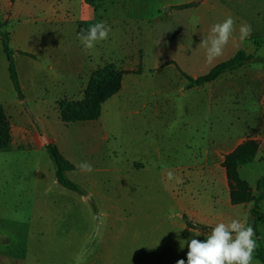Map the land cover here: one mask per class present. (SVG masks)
<instances>
[{"label":"rangeland","instance_id":"374dc122","mask_svg":"<svg viewBox=\"0 0 264 264\" xmlns=\"http://www.w3.org/2000/svg\"><path fill=\"white\" fill-rule=\"evenodd\" d=\"M146 1L145 6L141 2L121 6L129 21L119 23L105 13L108 4L97 0L95 12L110 26L106 42L113 43L110 49L116 53L105 51L103 57H97L89 51V79L81 85H38V81L24 86L28 102L16 98L0 43V100L12 126L13 145L18 149L15 156L34 157L41 169L55 178L50 156L45 151L29 155L24 138L47 142L42 125L58 127L51 142L76 166L68 178L83 191L81 195L58 184L57 199L42 198V204L72 206V213L33 215L26 211L27 204L17 202L23 178L16 180L5 170V161L14 154L1 152L0 207L5 203L7 211H0V264H19L24 255L35 257L39 264H95L96 250L102 247L104 233L109 232L119 237L120 264H129V256H137L139 264H164L173 259L169 255L180 238L170 227L150 228L147 222L178 223L186 228V238L197 231L199 240L204 241L213 229L208 230L198 216H193L194 202L207 198L217 203L224 192L231 195L232 190L238 191V185L247 187L246 194L259 196L256 183L264 176V63L246 65L192 88H187L188 82L176 66L167 63L174 62L184 73L197 78L239 50L264 58V1L258 12L249 0H185L194 2L188 8L165 5L163 0ZM112 3L118 7L117 2ZM31 4L37 8L34 2L23 0L20 16L0 22L4 24L2 30L10 36L21 29L55 26L73 32L68 22L34 20L29 15ZM229 15L235 20L232 37L223 54L208 63L206 48L200 43L214 24ZM242 22L252 27L251 36L243 42L239 39ZM76 46L74 43L72 47ZM110 64L121 73V86L103 104L100 120L62 124L58 102L64 98L82 100L92 74ZM39 99L46 108L42 112L34 109ZM248 140L258 143L257 158L238 167L232 180L224 158ZM85 160L93 165V172L77 168ZM31 167L26 164L19 172L28 176ZM5 193L12 198L3 197ZM238 205H246L248 218L253 203ZM260 206L264 213V201ZM135 218L138 237L130 244L129 227ZM111 222L114 227L109 229ZM53 223L63 226L51 229ZM258 228L264 246V223ZM36 231L41 233L38 239L26 240L24 246V234ZM46 231L52 233L48 238L44 237ZM252 264L263 263L253 259Z\"/></svg>","mask_w":264,"mask_h":264},{"label":"crops","instance_id":"0c3cea01","mask_svg":"<svg viewBox=\"0 0 264 264\" xmlns=\"http://www.w3.org/2000/svg\"><path fill=\"white\" fill-rule=\"evenodd\" d=\"M55 2L46 1V0H30V2H34L37 8L33 9V5L29 9V15L33 17L34 20L41 22H49V23H70L73 27V32L63 29L62 27L55 26L54 28L49 29H41V30H29V29H21L17 32H12L10 46L15 54V61L17 64V70L19 75V80L25 95V101L28 102V98L26 96V91L24 86L26 85H35L38 81V85L41 83L48 82L49 84L57 83L61 86H77L83 83H86L89 79L88 70L90 68V62L88 60L89 51L92 55L97 57H103L104 52L108 53H116L113 49H110V46L113 43H109L106 40L97 42L95 47L92 50H86L81 44L80 40L77 38V28L78 23L81 21H100L102 15L98 12H95L90 6H87L84 0H54ZM102 4L107 3L108 8L106 7L105 13L107 16L113 18L115 22H124L129 21V19L122 14L123 10L120 8L126 6L134 5L133 2H141V6H145L146 0H99ZM113 1L117 2L118 7L112 3ZM251 8L255 7L257 12L260 9V6L264 0H249ZM194 3V2H192ZM163 4L165 5H187L191 4V2L186 3L185 0H163ZM181 4V5H180ZM23 0H15L14 3H10L8 0H0V22H5L7 19L11 22L12 20L17 19L23 11ZM125 5V6H124ZM69 33L68 36L66 34ZM113 37V36H112ZM116 39V37H113ZM109 39V37H108ZM107 39V40H108ZM0 43L2 44L1 38ZM76 44V49L72 46ZM117 44V43H116ZM103 47V51L101 48ZM3 49V47H2ZM24 52L32 55L33 57H28L19 54V52ZM4 53V52H3ZM233 57V56H232ZM230 59V58H229ZM7 60V58H6ZM45 63H41V61ZM226 61V60H225ZM224 62V61H223ZM177 65V64H176ZM178 66V65H177ZM216 66V65H215ZM179 67V66H178ZM180 68V67H179ZM181 69V68H180ZM6 74L8 73V62L6 63ZM49 79V81H48ZM16 94V93H15ZM16 98L18 99L17 95ZM19 100V99H18ZM23 100V101H24ZM20 101V100H19ZM22 102V101H20ZM39 99L36 102V107L34 109L38 112H42L45 110V104L42 105V102ZM59 103V102H58ZM0 105L4 104L0 100ZM59 112V110H58ZM60 115V114H59ZM62 123V122H61ZM63 124V123H62ZM55 128L49 123H45L42 125V132L47 135L48 141L39 143L34 139H30L27 137L26 145L28 148V154L31 156H35L36 154L45 151L46 152V144L50 143L51 140L54 142V138L52 136H56ZM50 140V141H49ZM51 142V143H53ZM18 149H16L13 145V139L8 149L0 151L1 152H11L12 155L17 154ZM63 151V150H62ZM47 153V152H46ZM63 154V153H62ZM69 160V158L66 156ZM26 164L32 166L30 168L31 173L28 176L21 174L19 172L21 167ZM5 170H9L10 173H13L16 180L21 179L19 182L24 183L21 186V189L16 193L19 200L17 201L19 205L27 204L26 211L35 215V214H51V213H64L69 214L72 213V206H57V205H44L42 204V198L44 199H57L56 186L59 184L57 182L56 174L55 178L50 174L49 171L42 170L41 165L38 163V160L34 159H21L19 157H11V159L5 161ZM24 175V177H23ZM10 177L9 175H7ZM161 181L164 177L160 178ZM24 193V194H23ZM24 195V199L20 198ZM3 197H10L11 195ZM89 196L86 197L88 199ZM91 197V196H90ZM89 200V199H88ZM5 204V203H4ZM3 204L0 211H7L5 205ZM246 205H233L231 202L230 192H224L222 197L217 201V203L210 202L207 198L203 200L200 198L197 202L193 204V216H198L200 218L201 223L205 227H209V229H213L216 224L220 222L229 223L232 219H239L241 222L248 224L250 219V214L248 215L245 212ZM2 211V212H3ZM251 212V210H250ZM132 220L130 222V231H129V243L132 244L134 240L138 237L136 230H134V222ZM148 223V224H147ZM150 228H158V227H170L176 234V236L180 239H177V244L171 250L170 258L172 256L173 259H169L164 264H176V261L179 259H184L185 263L187 262V252L188 246L187 243L184 244V247L181 248L179 245L181 241H189L192 238L198 239L199 236L191 235L190 238H186L184 235L185 227L181 224H163L162 222H147ZM59 224V226H58ZM109 229L114 227V223H108ZM63 224L61 223H53L51 224V229L59 228L61 229ZM71 226V225H70ZM106 226V225H105ZM34 227V226H33ZM108 229V232H109ZM107 230V228L105 229ZM192 230V229H187ZM192 232V231H191ZM194 232V231H193ZM40 231L36 232H26L24 234V246L26 244V240L33 242L38 239L40 235ZM51 232H45L44 237L48 238L51 236ZM102 239V247H100L99 251L95 254L93 262L95 264H120V257L118 253L119 247V237L116 236L114 232L104 233ZM33 240V241H32ZM205 240V239H204ZM175 259V260H174ZM137 256H129L128 263L139 264ZM40 262V260H38ZM35 257H30L24 255L22 260H20L19 264H39ZM155 264V263H153Z\"/></svg>","mask_w":264,"mask_h":264},{"label":"trees","instance_id":"16d2710c","mask_svg":"<svg viewBox=\"0 0 264 264\" xmlns=\"http://www.w3.org/2000/svg\"><path fill=\"white\" fill-rule=\"evenodd\" d=\"M85 2L93 9H96L97 0H85ZM194 3L179 6L180 8H188ZM94 21H81L78 24L77 36L82 29H87L90 25L95 24ZM4 24L0 23V38L2 41L3 52L8 62V73L10 81L13 85L15 93L20 101L25 99V95L19 80L17 64L15 61L16 52L10 46L11 36L9 32L2 30ZM19 54L33 57L30 54L19 52ZM264 63V58L252 54H247L244 50H239L230 59L221 62L214 66L208 73L193 78L184 73L174 62H168L167 65H175L180 74L188 82L187 88L200 87L205 84L212 83L221 76L234 72L246 65ZM121 73L118 72L112 64L94 72L90 78L89 84L84 92L82 100H70L67 98L61 99L58 103V110L61 122L64 125L75 123L98 121L102 117L103 104L110 98L115 96L121 86ZM12 142V126L10 119L7 116L3 105H0V151L9 148ZM46 152L50 156L55 165V174L57 182L65 189L83 194L81 187L74 181L68 178V173L76 171V166L68 160L61 152L59 147L54 143L46 144ZM259 145L254 140H248L237 147L232 153L224 158V166L228 171L230 178H236V169L240 166L253 163L258 155ZM241 188L238 185V191L232 190L231 202L233 205L253 203V208L250 212L248 224H251L255 229V239L258 247L254 252L253 259L259 260L264 264V246L260 240L258 226L264 223V213L261 210V203L264 201V176L256 183V192L258 197H253L246 194L247 187L244 185ZM250 192V191H249ZM187 264V262L185 263Z\"/></svg>","mask_w":264,"mask_h":264},{"label":"clouds","instance_id":"9594fccd","mask_svg":"<svg viewBox=\"0 0 264 264\" xmlns=\"http://www.w3.org/2000/svg\"><path fill=\"white\" fill-rule=\"evenodd\" d=\"M235 30V20L229 15L223 22L214 24L207 38L200 45L206 48V60L212 63L223 54ZM111 32L110 26L104 21H98L87 29H82L77 38L86 50H92L97 42L107 40ZM252 34V27L242 22L239 27L240 41L246 40ZM77 168L81 172L91 173L93 165L85 160ZM171 175V173L169 174ZM101 215H104L101 213ZM191 231V230H190ZM200 236V233H195ZM187 243V264H252L254 252L258 247L255 239V229L251 224L232 219L229 223L220 222L204 241L192 238L181 241V248ZM176 264H185L179 259Z\"/></svg>","mask_w":264,"mask_h":264},{"label":"water","instance_id":"95a60500","mask_svg":"<svg viewBox=\"0 0 264 264\" xmlns=\"http://www.w3.org/2000/svg\"><path fill=\"white\" fill-rule=\"evenodd\" d=\"M91 197L89 196L88 199H90Z\"/></svg>","mask_w":264,"mask_h":264}]
</instances>
